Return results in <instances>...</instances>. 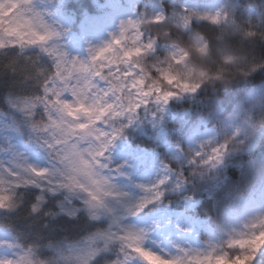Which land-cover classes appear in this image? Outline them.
<instances>
[{
  "label": "snow or ice",
  "instance_id": "obj_1",
  "mask_svg": "<svg viewBox=\"0 0 264 264\" xmlns=\"http://www.w3.org/2000/svg\"><path fill=\"white\" fill-rule=\"evenodd\" d=\"M140 3L81 60L34 0H0V264H264V152L251 195H219L228 159L264 145V0L212 12ZM181 97L213 109L186 146L161 159L140 140L113 161L135 130L159 135ZM149 160L155 176L141 182ZM164 208L175 224L159 221ZM212 212L218 222L201 231L197 214Z\"/></svg>",
  "mask_w": 264,
  "mask_h": 264
},
{
  "label": "trees",
  "instance_id": "obj_2",
  "mask_svg": "<svg viewBox=\"0 0 264 264\" xmlns=\"http://www.w3.org/2000/svg\"><path fill=\"white\" fill-rule=\"evenodd\" d=\"M51 1L53 3V6H55L56 11H60L68 17L67 23L63 27L64 33L71 30L77 31V24L81 22L85 14L101 12V9L103 8L102 6L104 5V0H63L61 4H58L55 0ZM242 2L244 4H247L253 2V0H242ZM137 8H139L140 11H144V7L143 5H141L140 0H137L135 4V11L137 10ZM204 23H206L209 27H212L210 22ZM161 59H163V57H161ZM205 70L212 72L215 71L214 68H206ZM149 75L156 76L157 74L155 73V71H152L149 73ZM254 75L256 74L253 73V76ZM251 78L252 77H249V79ZM163 87L167 88L169 86L164 83ZM201 99L206 98L201 97ZM234 105L235 101L233 102L232 107H234ZM214 108L219 109L221 118H225L231 110L229 107H226L223 103L214 106ZM169 110L172 117L167 116L163 119V128L166 133V138L172 144L178 145L183 143L186 146L184 137H187L191 130L194 129V125L198 120L203 117H207L209 111H212L213 109H202L197 103L194 102L192 97H186L183 98L181 101H171L169 103ZM257 118H259V116H257ZM211 126L212 125H208V127ZM125 139L128 140L133 147H137V142L140 140H144L153 144L155 146V151L157 155L161 159L169 155L165 151V147L161 142L152 140V136L149 135L148 131H146V135H140L135 131V134L131 135L130 137L125 136ZM262 152H264V145L258 142L253 149L244 151L228 159V166L225 170V174L229 178V183L227 186L223 187L219 192V195L221 197H227L229 193H232L233 195L248 196L253 192V190L257 186L258 174L260 170L259 160ZM232 160L233 163H231ZM241 164L246 166L243 170L246 175V178L244 180H241L242 169L241 167L237 166ZM249 164H253L254 167L252 169H248L247 165ZM206 199V194L201 197L202 202ZM224 207L225 205L221 206L220 215L223 214ZM197 217L206 221L207 224L211 225H215L218 222V216L215 212L209 213L208 215L197 214ZM43 256L46 260L51 258V255L50 253H48L47 250H45Z\"/></svg>",
  "mask_w": 264,
  "mask_h": 264
},
{
  "label": "rangeland",
  "instance_id": "obj_3",
  "mask_svg": "<svg viewBox=\"0 0 264 264\" xmlns=\"http://www.w3.org/2000/svg\"><path fill=\"white\" fill-rule=\"evenodd\" d=\"M58 4H61L63 0H55ZM137 0H104L103 8L101 12L96 14H88L83 17L82 21L77 24V34H74L70 31L64 33L63 27L67 23L68 17L60 11H56L55 6L51 0H34V5L37 11H40L44 14L45 21L54 27L59 35V44L62 45V50L66 54L67 58L71 59L76 57L81 60L88 58V52L91 48H99L104 44L108 43L109 40L114 36L119 29V24L121 20H126L130 18L135 13V4ZM186 2L194 7L198 8L201 11H215L216 8L220 5L221 0H186ZM74 31V30H73ZM107 55V54H105ZM181 97L172 101H181ZM171 102V101H170ZM169 102V103H170ZM167 116H171L169 105L166 107L163 112L160 121H159V135L155 134L151 127L147 128L149 135L152 136L154 141L163 142L166 147V151L171 153L174 151L176 145H173L167 138L166 133L163 128V119ZM172 117V116H171ZM141 135H145V132H140L135 130ZM203 128L196 129V132L203 133ZM195 133L193 130L184 137L186 145L187 141ZM128 141V140H127ZM124 138L123 140H118L112 148V158L113 161L121 162L123 158L122 153V144H127L130 148L132 147L129 142ZM223 142V141H221ZM155 165L152 160H149L145 165L137 169V176L141 182H147L148 180L154 178L155 176ZM254 191V190H253ZM253 193V192H252ZM251 193V194H252ZM134 194V193H133ZM250 194V195H251ZM175 212V210H173ZM177 215H172L169 213L167 208L159 210V221L161 223H168L169 218L172 223L175 224ZM195 223L201 231H206L207 224L206 221L196 217ZM205 237L201 236L200 239L203 242ZM147 264V262H145Z\"/></svg>",
  "mask_w": 264,
  "mask_h": 264
}]
</instances>
